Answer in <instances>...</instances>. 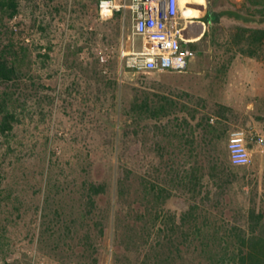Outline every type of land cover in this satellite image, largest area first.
<instances>
[{
  "label": "rangeland",
  "instance_id": "obj_1",
  "mask_svg": "<svg viewBox=\"0 0 264 264\" xmlns=\"http://www.w3.org/2000/svg\"><path fill=\"white\" fill-rule=\"evenodd\" d=\"M96 1L26 0L20 14L7 21L13 31L25 32L29 48L41 46L32 54L33 60L36 53H48L49 60L42 63L41 57L33 68L38 84L51 89L39 94L41 113L33 114V121L24 118L16 130L15 152L1 161L0 264H92L90 252L79 241L88 225L97 264H130L126 259L133 252L125 249L122 232L128 225L140 229L144 224L140 218L143 183L168 189L171 196L163 211L179 217L192 198L175 174L193 169L197 175L208 172L201 164L214 151L210 135L195 127L198 122L208 123L227 139L231 131L247 127L264 134V60L237 55L227 65L230 54L225 41L235 23L218 14L241 0H220L217 5L214 0H181L184 16L192 19L202 8L208 16L197 27L186 22L183 35L196 45V56L185 73L129 71L124 53L132 27L130 13L100 19ZM41 20L51 23L46 33L39 32ZM134 44L140 49L139 38ZM77 76L96 83L95 89H81V95L69 89L70 94L58 96L64 91L60 88ZM86 85L83 82V88ZM145 95L152 106L165 105L169 115L140 121L128 114L132 102ZM218 105L230 110L219 115ZM219 148L227 153V140ZM4 150L0 144V153ZM123 169L132 173V190L131 207L122 210L112 197V181ZM46 170L70 194L47 206L42 203ZM212 172L222 176L225 184L217 206L214 201L208 205L211 218L244 225L250 206L264 207V154L259 149L252 153L248 167L231 166L227 153L224 164ZM83 179L108 185V194L97 200L92 216L102 219L101 237L89 219H83L77 234L69 229V213L83 208L71 198H77L73 193ZM54 209L62 214H54ZM113 211H122L118 223L114 214L109 217ZM148 225L153 238L158 226L150 221ZM115 241L122 242L116 257Z\"/></svg>",
  "mask_w": 264,
  "mask_h": 264
},
{
  "label": "trees",
  "instance_id": "obj_2",
  "mask_svg": "<svg viewBox=\"0 0 264 264\" xmlns=\"http://www.w3.org/2000/svg\"><path fill=\"white\" fill-rule=\"evenodd\" d=\"M23 1L26 0H0V144L5 148L0 153V167L7 153L15 152L13 144L17 138L16 130L24 118L29 117L33 121V114L41 113V110L37 109L41 105L39 94L43 90L51 89L38 84L39 77L34 76L33 68L37 59L41 57L42 63L47 62L48 53L42 56L36 53L33 60L32 54L40 50L41 46L29 48L25 44V32L20 29L13 31L7 24V21L20 14ZM219 1L214 0L215 5ZM55 12H58L57 9ZM218 14L235 23L225 41L226 53L230 54L227 65L237 55L264 60V0H241L240 3H229V8L221 10ZM192 20L207 22L208 16L205 9L202 8L199 15L192 17L190 23ZM40 22L41 25L38 24L40 33L50 30L51 23H45L43 20ZM189 42L190 48L195 49L196 45L191 39ZM47 43L48 50H51V41ZM129 71L132 70L129 69ZM132 72L136 73V71ZM83 82L87 84L85 88H83ZM94 85L90 83V79L82 81L77 76L69 85L60 88L64 91L58 93V96L70 94L69 89H74L78 95H81L83 92L81 89H95ZM32 100L34 105H31ZM217 107L219 115L230 110L224 105ZM127 112L128 114L132 112L141 121L165 118L171 111L167 110L163 104L152 106L149 97L145 95L140 101L136 98ZM195 127L203 131V134L210 135L208 142L214 154L211 159L207 158L201 164V168L206 167L208 172L197 175L196 169H193L185 170L182 174L179 172L175 174V178H178L176 181L184 185L192 198L187 210L179 217L167 215L163 211L165 201L171 196L168 189L162 184L143 183L141 195L143 212L140 218L144 224L140 229L128 225L127 231L122 232V237L126 240L123 243L125 249L133 252V256L126 260L130 264H264V207L250 206L244 225L224 224L210 217L208 205L214 201V207L217 206L219 192L225 184L223 177L212 171L224 164L227 153L223 148H219V145L228 139L223 133L216 134L208 123L203 124L200 121ZM46 172L42 203L47 206L51 200L59 198L58 200L63 201L70 194L66 193L63 182L56 177L52 178L48 170ZM131 174L129 169H123L119 175H114L112 181L114 190L112 197L122 210L124 207H131L129 203L132 190ZM211 188L215 189L213 193ZM107 189L108 185L105 182L98 183L88 179L81 181L78 191L73 193L77 198H71L83 208L69 213L71 231L77 234L80 229L78 226L83 225L81 223L83 219H89L92 222V228L98 230V236H103L102 219L95 220L92 216L97 200L108 194ZM52 211L56 215L62 214L60 209ZM120 213L113 211L109 217L114 214L113 218L118 223ZM151 215L154 217L151 218ZM148 220L153 226H158V231L153 238L147 230ZM88 228L89 230L79 238V241L90 252L92 264H97V249L90 233V225ZM121 245L122 242L115 241V257L118 256Z\"/></svg>",
  "mask_w": 264,
  "mask_h": 264
},
{
  "label": "built area",
  "instance_id": "obj_3",
  "mask_svg": "<svg viewBox=\"0 0 264 264\" xmlns=\"http://www.w3.org/2000/svg\"><path fill=\"white\" fill-rule=\"evenodd\" d=\"M96 8L100 19L130 13L132 27L124 53L126 68L143 73H185L193 63L196 53L183 36L191 17L184 16L180 0H97ZM135 38L141 41L140 49L134 44ZM253 149L264 154V134L251 127L230 132L227 153L233 167H248Z\"/></svg>",
  "mask_w": 264,
  "mask_h": 264
},
{
  "label": "crops",
  "instance_id": "obj_4",
  "mask_svg": "<svg viewBox=\"0 0 264 264\" xmlns=\"http://www.w3.org/2000/svg\"><path fill=\"white\" fill-rule=\"evenodd\" d=\"M180 4H182V1H181V0H180ZM203 9H204V8H203ZM190 20H191V19H189L188 21L190 22ZM191 24H193V25H192L193 27H197L198 25H200V24H202V23L199 22V21H196V20H192V21H191ZM192 26H191V27H192ZM140 44H141V41H140ZM136 48H137V47H136ZM189 68H190V67H189ZM254 150H255V149L252 150V153L254 152Z\"/></svg>",
  "mask_w": 264,
  "mask_h": 264
},
{
  "label": "bare ground",
  "instance_id": "obj_5",
  "mask_svg": "<svg viewBox=\"0 0 264 264\" xmlns=\"http://www.w3.org/2000/svg\"><path fill=\"white\" fill-rule=\"evenodd\" d=\"M184 36V35H183Z\"/></svg>",
  "mask_w": 264,
  "mask_h": 264
}]
</instances>
